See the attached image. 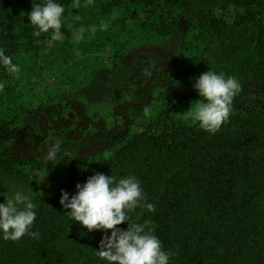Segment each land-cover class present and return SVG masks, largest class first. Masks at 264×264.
Listing matches in <instances>:
<instances>
[{
    "label": "trees",
    "instance_id": "16d2710c",
    "mask_svg": "<svg viewBox=\"0 0 264 264\" xmlns=\"http://www.w3.org/2000/svg\"><path fill=\"white\" fill-rule=\"evenodd\" d=\"M43 0H0V49L12 57L31 56L45 50L52 30L34 37L28 13ZM65 11L78 5L102 15L121 11L123 19L114 21L111 33L125 51L134 45L169 38L184 23L196 28L214 46L225 44L231 33L230 55L241 58L236 72L240 91L233 99L228 121L211 134L193 124L170 122V109L137 135L130 136L133 121L150 113L157 88L179 98L202 99L191 91L179 92L163 72L151 70L148 62L137 69L131 81L135 96L124 101L118 113L111 112V123L92 126L100 152L118 148L106 160L79 159L64 155L65 181L49 197H40L26 172L32 159L22 155L10 158L0 154V190L5 181L31 191L37 217L28 235L19 241L0 238V264H108L97 254L102 238L71 219L60 203L61 191L75 194V185L102 173L117 179L134 175L140 182L146 202L154 212L142 207L129 213L130 222L149 220L165 251L169 264H264V0H57ZM250 25H253L250 30ZM245 30V35L242 34ZM61 32L67 35L62 21ZM117 38V37H116ZM39 40V43L35 41ZM114 48L115 44L112 45ZM243 53V54H241ZM89 62L74 57L63 68L57 83L62 95L77 90L78 77ZM11 72L0 65V83ZM158 75V76H157ZM130 83V82H129ZM14 90L0 91V109L14 98ZM36 114L51 125H61L64 115L82 110V103L55 102L48 98ZM20 113L26 107L19 106ZM147 109V112L145 111ZM117 115L121 117L118 118ZM18 117L0 113V142L15 138ZM21 136L27 138L24 132ZM40 138L34 137V141ZM4 200L0 195V203ZM117 227L126 229L127 224Z\"/></svg>",
    "mask_w": 264,
    "mask_h": 264
},
{
    "label": "rangeland",
    "instance_id": "374dc122",
    "mask_svg": "<svg viewBox=\"0 0 264 264\" xmlns=\"http://www.w3.org/2000/svg\"><path fill=\"white\" fill-rule=\"evenodd\" d=\"M123 18L121 11L102 15L95 9L78 5L64 11L62 21L67 26L68 34L61 40L50 39L45 50L39 54L20 56L15 60L14 64L20 67V72H11L2 83L4 87L14 90V98L4 102L0 113L18 117V123L13 127L26 128L29 133L40 135L36 111L51 97L55 102L78 101L87 109L93 121L111 123L113 108L134 98L136 87L129 83L128 78L143 61H148L155 70L166 69L167 80L176 90L195 93L192 84L201 73L210 69L226 77H236L242 64L243 55L240 60L236 56L225 58V55H230V38L235 39L238 35L231 33L225 44L217 42L213 46L199 30L187 28L184 23L179 25V31L172 37L134 45L121 51L120 38L110 30L114 21ZM244 32L242 30L241 35L244 36ZM113 43L116 48L112 46ZM74 57L89 62V68L78 77L77 90H70L67 85V94L62 95L63 88L58 91L56 85L63 78V68ZM195 103L198 101L183 100L169 90L157 88L150 113L133 121L130 136L146 131L166 109L172 111V123H197L185 113L192 111ZM19 106L26 107V111L20 113L17 109ZM65 116L69 118L67 114ZM65 133L50 131L44 145L35 148L31 146L30 140L21 135L0 142V154L10 158L22 155L26 160L32 159V165L26 172L40 197H49L65 181L67 167L62 161L64 155L104 161L118 149L100 152L89 129L79 140L67 139ZM57 140L61 141V148L56 158L45 162L47 150ZM17 190L31 195L30 190L9 181L4 182L0 195L4 200Z\"/></svg>",
    "mask_w": 264,
    "mask_h": 264
},
{
    "label": "clouds",
    "instance_id": "9594fccd",
    "mask_svg": "<svg viewBox=\"0 0 264 264\" xmlns=\"http://www.w3.org/2000/svg\"><path fill=\"white\" fill-rule=\"evenodd\" d=\"M64 11L57 0H43L33 5L28 13L29 23L34 28L32 35L39 37L52 30V39L61 40ZM35 42L39 43V40ZM0 65L12 73L20 72V67L3 49H0ZM192 87L202 99H198L192 111L185 113L198 122L202 130L215 134L228 121L240 83L234 76L226 77L209 69L195 79ZM3 88L0 83V91ZM60 148L59 140L51 144L45 162L55 159ZM59 203L67 209L73 221L89 232L105 233L99 241L97 254L108 264H169L173 254L163 249L154 234L155 226L149 220L130 222L129 213L138 207L155 211V205L146 202L141 184L134 175L117 179L113 175L96 173L82 185L77 183L75 194L70 196L62 190ZM36 208L30 194L22 190L5 198L0 203V238L10 241H19L25 235L39 238V232L31 231L37 217ZM125 222L126 229L117 227Z\"/></svg>",
    "mask_w": 264,
    "mask_h": 264
},
{
    "label": "flooded vegetation",
    "instance_id": "af4514ba",
    "mask_svg": "<svg viewBox=\"0 0 264 264\" xmlns=\"http://www.w3.org/2000/svg\"><path fill=\"white\" fill-rule=\"evenodd\" d=\"M146 62H148V61H143L142 64L139 66V68H142L143 64L146 63ZM149 65H150V63H149ZM150 67H151V70H153L155 72H158V73L164 71L163 73H165V75L167 76V70L166 69L155 70V69L152 68L151 65H150ZM136 71H137V69L134 70L129 75V78H128L130 84L134 85V86H135V83H133L131 81V78H132V75L136 73ZM119 107H122V104L116 105L113 108V113H115V114L118 113ZM84 110H87V109H84ZM81 112H82V110L77 107L75 111H72L69 114H67L69 116V118H67V116L64 115V121H63V123L61 125H51L47 119H43L41 116H39L38 121H37V128H38V130L41 133L40 135L39 134H31V133H29V129H26V128H19V130H18L20 132L19 135H21V132H24L27 135V138H25V137L24 138L30 140L31 146L35 148V147H38L40 145H42V146L44 145L45 140L50 135V131H53V132L65 131L66 132L65 133V137L67 139L79 140L83 136L85 131L88 130V129L91 130L93 135H94V132L92 130V126L95 125L96 123L100 124L102 122H105L106 125L110 124V122H106V121H103V120L93 121L92 118L89 115L84 116V118L82 120H80L79 117L82 116ZM117 116H118V118L121 117L120 115H117ZM72 118H75L76 120L73 121ZM88 118H90V119H88ZM16 135H17V133H16ZM19 135H17V136H19ZM17 136H15V138ZM34 137H38V138H40V140L39 141L38 140L34 141ZM94 139H95V137H94Z\"/></svg>",
    "mask_w": 264,
    "mask_h": 264
},
{
    "label": "water",
    "instance_id": "95a60500",
    "mask_svg": "<svg viewBox=\"0 0 264 264\" xmlns=\"http://www.w3.org/2000/svg\"><path fill=\"white\" fill-rule=\"evenodd\" d=\"M163 72H164V71H163ZM88 119H90V118H88ZM19 133H20V132L18 131V132H17V135H19ZM17 135H16V136H17Z\"/></svg>",
    "mask_w": 264,
    "mask_h": 264
}]
</instances>
